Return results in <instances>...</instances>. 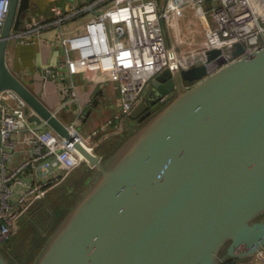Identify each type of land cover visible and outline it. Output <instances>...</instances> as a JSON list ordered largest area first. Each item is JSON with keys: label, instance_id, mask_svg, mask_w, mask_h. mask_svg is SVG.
Returning a JSON list of instances; mask_svg holds the SVG:
<instances>
[{"label": "water", "instance_id": "95a60500", "mask_svg": "<svg viewBox=\"0 0 264 264\" xmlns=\"http://www.w3.org/2000/svg\"><path fill=\"white\" fill-rule=\"evenodd\" d=\"M29 6L9 2L0 92L15 91L29 119L73 141L92 169L31 264H223L264 246V49L240 55L243 43L235 42L187 55L175 74L160 71L129 112L139 125L103 156L76 140L7 64ZM45 201L27 211L33 224ZM0 264H11L1 250Z\"/></svg>", "mask_w": 264, "mask_h": 264}, {"label": "built area", "instance_id": "2783aa9c", "mask_svg": "<svg viewBox=\"0 0 264 264\" xmlns=\"http://www.w3.org/2000/svg\"><path fill=\"white\" fill-rule=\"evenodd\" d=\"M9 2L0 0V29ZM50 10L49 18L27 23L15 35L21 41L31 42L35 40V32L55 30L48 41L61 50L60 58L53 65H44L40 77L43 85L48 81L60 83L55 89L60 96L59 106L51 108L55 114L59 116V108L77 104L74 120L62 121L89 150H95L92 142L95 131L83 134L77 128L76 117L82 112V103L73 81L75 74L100 73L109 81H117L120 109L115 117L124 120L160 71L179 72L180 60L193 55L189 48L204 55L209 49L235 42L243 43L240 55L264 49V0H164L161 5L156 0H93L76 9L63 10L53 5ZM187 10L193 12L199 25L198 41L182 36L180 22ZM82 17L83 24L74 29L67 24ZM183 42L187 48L180 50ZM31 113L15 91L0 92V245L10 238L16 223L37 200L85 162L73 141L45 121L38 124L30 120ZM112 122L113 118L106 119L107 125ZM18 133L21 136L15 137ZM22 143L29 145V157L14 165ZM40 159H51V164L45 166L44 178L38 176L34 164ZM30 166L34 172L28 176L24 171ZM237 261V264H264V246Z\"/></svg>", "mask_w": 264, "mask_h": 264}, {"label": "crops", "instance_id": "0c3cea01", "mask_svg": "<svg viewBox=\"0 0 264 264\" xmlns=\"http://www.w3.org/2000/svg\"><path fill=\"white\" fill-rule=\"evenodd\" d=\"M91 1L93 0H30L26 23L40 22L49 18L51 16L50 7L53 5L63 10H69L76 9L82 4ZM156 2L161 5L164 0H156ZM83 21L84 17L69 21L67 24L74 29L78 24H83ZM181 27L183 38L200 40V36L196 32L199 25L195 22L191 10H187L185 16L181 19ZM55 33L53 28L42 29L35 32V40L31 42L21 41L18 35H15L9 40L6 52L7 64L10 69L53 109L56 108L54 106L55 103H52L51 95H56L55 89L60 86V83L48 81L46 85H43L40 75L44 65H53L60 58L61 50L58 47H53L48 41ZM73 81L81 103L86 100L84 104L82 103V112L76 117L77 128H80L81 130H79L83 134L95 131L92 135L95 151L105 156L114 145L113 143L123 137L125 127L130 120L129 117L124 120L115 117L119 112L115 105L116 84L106 79L105 75L92 72L77 73L73 76ZM51 87L53 90L50 89ZM94 99H96L95 103H93ZM77 108V104L72 103L65 112L62 113L63 107L57 109V113L63 121L71 122L75 118ZM108 118H113V122L107 125L106 119ZM14 136L20 137L21 135L18 133L14 134ZM28 148L29 145L25 143L20 145L19 149H21V152L17 151L14 165L18 164L21 159L29 157ZM47 163L51 164V159L42 160L36 167L38 176L41 178L47 175L45 168ZM39 167L42 171L41 173L38 171ZM24 172L30 176L33 175L34 169L30 166ZM23 220L20 219L16 223L15 229L20 227ZM0 250L3 251L2 249Z\"/></svg>", "mask_w": 264, "mask_h": 264}, {"label": "rangeland", "instance_id": "374dc122", "mask_svg": "<svg viewBox=\"0 0 264 264\" xmlns=\"http://www.w3.org/2000/svg\"><path fill=\"white\" fill-rule=\"evenodd\" d=\"M181 47L182 43H180V48ZM112 82L116 84L117 88V81ZM190 84V82H185L184 86L182 87L185 88L187 86H190ZM50 89L53 90L52 87ZM116 96L115 105L119 110L120 104L118 103V88ZM51 100L53 101L52 103H55V108H57L59 106L60 96L57 93L56 95L53 94L51 95ZM85 101H83L82 103L84 104ZM65 110H67L66 107L62 110V113L65 112ZM138 125L139 124L137 121L131 120L130 123L129 120L123 132L122 138H126L129 134H131L134 128ZM35 165L36 167H38L39 164L36 163ZM91 170L92 169L88 168L87 164L83 162L80 166L71 171V173L62 182L58 183L57 185L48 190L45 195L46 208L42 212H37L33 215L34 221L36 222V224L38 222V226L40 227V229L37 227L36 224H33L32 221L29 220V218H22L24 220L22 221L20 227L16 229L14 228L10 238L4 241L2 245H0V249L3 250L4 255L11 262V264L32 263L33 258L38 253L40 247L42 246L46 238L45 233H49L47 231L48 229H46L48 227L47 221H49L48 216H50V213H52V218L56 221L57 215H64L68 211V209L75 203L77 198L80 196L81 191L85 188L84 181L90 174ZM38 171L39 173L42 172L40 170V167ZM222 253H224V250Z\"/></svg>", "mask_w": 264, "mask_h": 264}, {"label": "trees", "instance_id": "16d2710c", "mask_svg": "<svg viewBox=\"0 0 264 264\" xmlns=\"http://www.w3.org/2000/svg\"><path fill=\"white\" fill-rule=\"evenodd\" d=\"M122 139L123 138H121V139H118L117 141H115L113 144V146H112V148L107 152V155L113 150V149H115V147H117V145L122 141ZM105 156H106V154H105ZM46 202V201H45ZM44 202V203H45ZM36 213V212H35ZM34 211H33V213L30 215V217H31V219L32 220H34ZM52 213H50V216H48V219H49V221H47V225H48V227L46 228V229H48L47 231L48 232H51L52 230H53V228L55 227V225L57 224V222H58V220L62 217V215L63 214H59V215H57V220L55 221L53 218H52V215H51ZM25 218H28V215H26L25 216ZM54 218H56V217H54ZM33 223V222H32ZM37 224H38V222H37ZM222 263L223 264H237L236 263V261H234L233 259H230V258H225V259H223L222 260Z\"/></svg>", "mask_w": 264, "mask_h": 264}, {"label": "bare ground", "instance_id": "6f19581e", "mask_svg": "<svg viewBox=\"0 0 264 264\" xmlns=\"http://www.w3.org/2000/svg\"><path fill=\"white\" fill-rule=\"evenodd\" d=\"M183 41H184V39H183ZM183 48L184 49L187 48V45L184 42L182 43V47L180 48V50H183ZM189 50L193 53V55L198 56V57H203V53L195 51V49H193V48H189ZM6 60H7V55H6Z\"/></svg>", "mask_w": 264, "mask_h": 264}, {"label": "flooded vegetation", "instance_id": "af4514ba", "mask_svg": "<svg viewBox=\"0 0 264 264\" xmlns=\"http://www.w3.org/2000/svg\"><path fill=\"white\" fill-rule=\"evenodd\" d=\"M141 123V122H140ZM139 124V123H138ZM46 203H43L40 207H38L35 211H34V213L36 212H42L46 207V205H45ZM223 252V251H222ZM230 259H233L234 261H236L238 258H230Z\"/></svg>", "mask_w": 264, "mask_h": 264}]
</instances>
